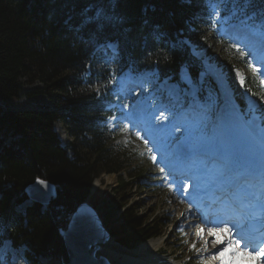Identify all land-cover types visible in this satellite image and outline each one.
Here are the masks:
<instances>
[{
    "label": "trees",
    "instance_id": "trees-1",
    "mask_svg": "<svg viewBox=\"0 0 264 264\" xmlns=\"http://www.w3.org/2000/svg\"><path fill=\"white\" fill-rule=\"evenodd\" d=\"M229 7L249 17L258 15L264 3L248 6L232 0L221 11ZM111 11L119 22L93 41L89 29L81 28L84 14H95L92 0H0V240L26 245L33 262L39 256H59L57 229L89 196L99 174L115 173L119 188L128 189L129 180L142 176L121 145L101 128L100 98L110 78L106 62H115L113 67H158L177 80L184 66L195 77L197 68L186 41L211 39L199 0H118ZM105 39L117 41L116 60L105 54L89 59L93 45ZM34 75L42 87L33 94L50 95L52 106L14 109L21 93L18 80ZM56 122L64 124L70 137L65 146L54 129ZM36 178L55 183L56 198L45 209L32 203L16 212L27 200L26 186ZM96 201L103 221L112 225L110 233L127 247L161 233L156 221L118 198Z\"/></svg>",
    "mask_w": 264,
    "mask_h": 264
},
{
    "label": "rangeland",
    "instance_id": "rangeland-1",
    "mask_svg": "<svg viewBox=\"0 0 264 264\" xmlns=\"http://www.w3.org/2000/svg\"><path fill=\"white\" fill-rule=\"evenodd\" d=\"M186 43L189 45L191 56L196 60L197 65L201 66L202 69L206 71V75H207L206 78L208 79L211 77L212 79L215 80L217 93H221L220 92L221 90L224 92L231 91L232 83L238 85V83H241V79H243L244 94L249 93L253 97L252 103H255L256 109H259L261 112L259 116H264V88L260 83H258L257 85L249 82L250 79L251 78L254 79V77L250 75V71H248L245 65L242 64L240 58L234 57L229 52L227 47H225L220 41L216 42L215 39L212 37L209 41L206 37L204 39H199V40L197 39L196 41L195 40L186 41ZM26 65H30V63L26 62ZM228 67H230L231 73L228 72L227 70ZM29 71L32 70L29 69ZM216 77L219 79V84L217 82ZM120 80H121L120 77L115 79L114 84L120 85ZM18 81H19L21 93L19 94L18 99L15 100L12 106L14 107V109H29V108H35L39 105L42 107L52 106V102H51L52 100L50 95L46 93L33 94V92L36 89H40L42 87L38 75H34V77L32 78H29L28 76L25 77L23 76ZM255 81L257 82V80ZM251 87L253 88L256 87V89H252ZM238 91L239 90L237 89V92ZM121 98L123 97L121 96ZM219 114L220 111L216 113L213 119L214 118L217 119L218 117L222 119L223 116H226V114H222V113H221L222 115ZM251 118L252 116L249 119ZM241 126H244V122L241 123ZM64 127H65L64 124H62L61 122H56L54 125L56 134L60 142H62L63 146H65L70 140V137L66 133ZM218 128L219 127L217 125L216 131L218 130ZM222 132L224 133V131ZM121 133L124 134L126 133V127L122 126L115 132V138L119 142H120ZM219 134L220 133H218L215 136V139L217 140L218 143L222 144L221 142L222 139ZM226 137L228 138L229 141H231L229 136L226 135ZM126 138H128V142H126V149L131 153L130 157L128 155L127 156L131 159L137 170H142L144 177L140 180H137V178L131 179L130 180L131 187L129 189L123 187L119 188L117 182V175L113 173L103 172L93 180L91 192L88 196L89 204L95 209H97V212L99 213L103 221L102 209L99 207V203H98L101 200H99L98 202L96 200L103 196L114 199L118 198V201L120 203L126 204L127 206L133 209L135 208V210L139 213V215L146 217L151 221H156L157 224L161 226L163 233L161 236L158 237L163 238L162 240L163 242L160 247V253L164 258L163 262L178 264V262L187 261V264H199L198 260L202 259V257H200V255H202V252H198L199 242L195 244V248H193V243L195 240L194 237H192V239L181 237L182 231L178 228L181 225L180 223H177L176 217L174 219V216L177 215L178 212L176 210L170 211V208L172 207V201H173L172 199L174 196L177 195V193L176 190L172 189L168 184H167L168 186L166 187L167 189H164L163 186H161L160 183H162V181L165 179V175L161 170H160L161 175H156L157 173H159V169L157 168L158 163L152 160V156L153 155L156 156V154L153 152V150H147V148H144L146 145L144 140L136 142L130 137H126ZM115 143L118 144L117 142ZM135 145L137 146L136 150L134 149ZM262 149L264 151V147H262L260 150ZM122 177L128 180V177L124 173H122ZM163 183L165 184L166 182L163 181ZM27 204L25 203L23 205L17 206L15 208V211L23 212L25 210V207L28 206ZM40 207L43 209L45 206L41 205ZM185 212H186L185 218L180 221L182 223L187 222L188 219L191 217L188 214L189 212L187 210ZM195 223L198 222H194L191 225L193 227L194 233L197 232L196 229L197 225ZM103 224L105 225L106 231L111 236L112 239V240L110 239L112 243L111 246L113 245L115 246V248L112 249L113 250L112 251L109 250L108 248L101 247L97 251L96 255L104 254V256L108 258V261H110L111 264H141L140 262H138L139 256H133L130 253H127L126 249L120 247L119 244L114 241L115 235H113V233H110L109 231L111 230L110 226L112 227V225L110 224L106 225L104 221ZM63 225H60V227H62ZM63 227H65V225ZM205 232L209 234L208 230L206 231V229ZM205 238L207 239L208 237L204 236L201 238V240H204ZM214 245H215L214 237L213 238L211 237L209 246H212L213 248ZM209 249L210 251L212 250L211 248ZM220 250H222V247L221 249H219V251ZM215 254L217 255V252H215ZM129 256L131 257V259ZM158 256L159 255L157 254L156 257ZM190 257L192 258L189 259ZM214 260H216V262L218 261L217 262L218 264H221L220 259H214ZM60 261L61 260L59 259V256L56 257L40 256V258L37 259L35 264H61ZM224 262H226L225 258H224ZM227 262L233 263L232 260L231 261L229 260V257ZM15 264H20V262L18 261Z\"/></svg>",
    "mask_w": 264,
    "mask_h": 264
},
{
    "label": "snow or ice",
    "instance_id": "snow-or-ice-1",
    "mask_svg": "<svg viewBox=\"0 0 264 264\" xmlns=\"http://www.w3.org/2000/svg\"><path fill=\"white\" fill-rule=\"evenodd\" d=\"M254 0H243L245 5L251 6ZM259 2L264 3V0H259ZM118 3V0H92V7L95 10L94 15L84 14L81 20V28L89 29L90 38L93 41L99 40L105 37L106 33L111 29L112 26L117 24L118 18L111 11L115 5ZM238 8H241V5H237ZM245 15H247V11L245 10ZM249 19L259 18L261 23L264 24V9H261L259 14H254L253 16H249ZM107 47L111 48L113 45L108 44ZM240 55L243 57L245 53L241 51ZM253 72H257L255 67L252 68ZM243 83V80H241ZM261 84L264 85V80L261 81ZM191 107L193 109L199 108L201 110V116L198 121L193 124L185 123L181 125L183 128L182 137H175L176 141V155L177 159L183 161H191L193 160L195 154L197 152L203 153H216V157L224 160V169L217 176V180L220 182H224V180L231 175L232 179H236L238 182V187L240 192L244 194V196L248 199L249 203L251 201H258L261 207H264V169H262L259 173V187H260V195L257 196V192L255 190V185L251 184L247 177L255 178L257 176L256 169L249 166L247 173L245 175H241L236 172V161L237 158L234 154H226L225 149L220 144H213L208 142L206 139L209 125V116L208 113L211 111V102L209 98V102L201 105L195 96L192 97ZM156 121H161L168 119L165 116L164 112L161 111L159 116L154 117ZM264 124V116H256L253 115L251 119L244 118V128L249 140H253L257 131H260L261 138L264 139V129H262L261 125ZM181 127H177L175 124L171 125L169 129L168 125H164L162 123H158L154 126L155 130L160 132L161 134H166L171 136L173 133L180 132ZM224 134L227 136H235L236 131L232 127H225ZM139 136L140 133L138 132ZM148 143V141H145ZM152 160L156 161V156H152ZM215 162V158L213 159V163ZM208 169V165H203V170L206 172ZM163 171V169H161ZM193 180L197 181L196 187L199 188V178L195 175L190 177ZM243 182H239V181ZM40 184L47 187V183L45 181H40ZM188 185L183 184L182 190L187 191ZM183 215V213H182ZM209 223H218L223 224V227H213L208 229V232L211 236L215 237V244L219 245L224 243V239L221 234L228 236L230 244L229 247H238L240 245V239H236L232 242V227H229L231 221L229 220H216V221H208ZM261 224H264V218H261ZM204 229H198L197 235L202 236ZM207 242H205V250H207ZM195 248V245H193ZM228 251V248L223 249L218 253V257L214 256L213 259L219 258L221 260V264H224V253ZM255 251V249H253ZM247 255H251L250 252L245 253ZM258 255H264V248L259 249Z\"/></svg>",
    "mask_w": 264,
    "mask_h": 264
},
{
    "label": "water",
    "instance_id": "water-1",
    "mask_svg": "<svg viewBox=\"0 0 264 264\" xmlns=\"http://www.w3.org/2000/svg\"><path fill=\"white\" fill-rule=\"evenodd\" d=\"M40 181H45L47 187L40 184ZM24 193L30 200L48 205L56 198L57 186L50 180L36 178L26 186ZM57 232L62 264H110L104 256L95 258L99 243L104 244L109 239V233L97 209L89 204L88 196L75 206L68 215L66 226L59 227Z\"/></svg>",
    "mask_w": 264,
    "mask_h": 264
},
{
    "label": "bare ground",
    "instance_id": "bare-ground-1",
    "mask_svg": "<svg viewBox=\"0 0 264 264\" xmlns=\"http://www.w3.org/2000/svg\"><path fill=\"white\" fill-rule=\"evenodd\" d=\"M250 22H253V21H250ZM259 29H262L264 31V26L262 23H258V26H257ZM235 29H238L237 27H235ZM181 68L183 69H186V67L182 66ZM187 70V69H186ZM146 75V74H145ZM115 81V80H114ZM122 80H120V85L118 86H121ZM226 84V83H225ZM224 92V91H223ZM227 98H225L226 100ZM227 109V103L225 102L224 105H223V111H225ZM219 115H222L221 113ZM224 117V116H223ZM219 118V117H218ZM151 121L152 119H148L147 122H146V126H150L151 125ZM183 131H180L179 134L182 135ZM220 135V134H219ZM221 136V135H220ZM217 138V137H216ZM219 138V137H218ZM220 140V139H219ZM222 142V141H221ZM149 143V142H148ZM246 143H244L243 141L239 142V144H237L236 146H234V150L236 152H239V151H243L246 146L244 145ZM220 145H222L220 143ZM223 146V145H222ZM224 147V146H223ZM264 147V145H263ZM262 148V147H261ZM260 148V149H261ZM225 149V148H224ZM263 151V149H262ZM237 158V156H236ZM178 160L177 158H175V161ZM177 168H180V165H175ZM236 168H240V165H239V162H238V158H237V161H236ZM207 173L210 174V169L208 168L207 169ZM169 185V183H167ZM172 189L176 190V191H182L183 193H185L186 191L178 188V185L176 186H171L169 185ZM171 189V190H172ZM188 191V190H187ZM171 196V195H170ZM169 196V197H170ZM172 198V197H171ZM172 207L170 208V211H174L176 210L178 212L177 215L174 216V219L176 217V220H177V223H180V227H178L181 231H182V236L181 237H185V238H189V239H192V237H194V243L193 245L197 244L198 242V245H199V248H198V252H202V255H200V257H202V259L205 260L204 263H207L211 260H214L213 257L214 256H217L218 257V253L220 252L219 249L221 248V246L223 244H225L226 242H228L230 244V241H229V238L228 236H225L224 234H221L223 239H224V243L222 244H219V245H214L213 246V251H210V246H209V242H210V238L214 237V236H211L210 234H207L205 232V229L202 233V236H198L196 233L193 232V227L191 226L194 222H198V223H195L197 226L199 224V218L198 216L196 215V213L194 212L191 217L188 219L187 222H180L182 219L185 218V211L187 210V205H186V198L183 197L181 194H178L176 196L173 197L172 199ZM188 211V210H187ZM183 213V215H182ZM172 214V213H171ZM190 219H192L193 223L190 221ZM63 228V227H62ZM198 229H201V228H197ZM178 231V229H177ZM175 232V231H174ZM208 237L206 240H201V237ZM163 238H160V237H155V238H150L146 241H144L143 243H141L140 245H138L137 247H135L134 249L130 250V254L133 255V256H139V260L138 262H140L141 264H161L160 263V259L162 256L161 253H160V247H161V244H162V241ZM187 240V239H186ZM110 241V240H109ZM108 239L106 240V242L103 244V243H99V248L97 249V251L102 247V248H108L109 250H112L115 248V246H111V241L109 242ZM214 241H215V237H214ZM205 242H207V250H205ZM98 244V243H97ZM187 246V245H186ZM191 247V246H190ZM230 249H228L227 252L224 253V258H225V261L224 264H263L264 263V256L260 257V256H257L256 254L255 255H249V256H246L245 255V249L244 251H240L238 249H235L233 251H229ZM97 251L95 252V258H97L98 256L100 255H96ZM113 251V250H112ZM110 252V251H109ZM215 252H217V255L215 254ZM170 253V252H169ZM157 254L159 255L158 257ZM165 254V253H164ZM168 254V253H167ZM113 255V254H111ZM229 255V256H228ZM101 256H104V254ZM105 257V256H104ZM130 257V256H129ZM175 257V256H174ZM228 257H229V260L233 261V263H228L227 260H228ZM107 258V257H106ZM98 259V258H97ZM108 259V258H107ZM128 259V258H127ZM131 259V257H130ZM216 259H219V258H216ZM129 260V259H128ZM133 261V259H132ZM175 261V260H174ZM129 262V261H128ZM135 262V261H134ZM218 262V261H217ZM216 262V264H218ZM110 263V261H109ZM132 263V262H131ZM111 264V263H110ZM162 264H172L170 262H165V263H162ZM174 264V263H173ZM177 264V263H176ZM178 264H187V261H184V262H178Z\"/></svg>",
    "mask_w": 264,
    "mask_h": 264
}]
</instances>
